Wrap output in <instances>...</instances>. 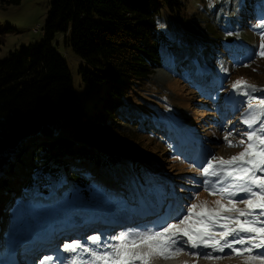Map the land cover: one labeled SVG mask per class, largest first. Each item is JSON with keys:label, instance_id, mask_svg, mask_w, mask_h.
<instances>
[{"label": "trees", "instance_id": "16d2710c", "mask_svg": "<svg viewBox=\"0 0 264 264\" xmlns=\"http://www.w3.org/2000/svg\"><path fill=\"white\" fill-rule=\"evenodd\" d=\"M0 1L12 4L20 0ZM184 5L183 0L50 2L41 39L31 50H12L7 57L0 59V197L16 181L17 165L28 174L21 188L26 190L36 186L44 193L47 192L45 188L66 179L85 188L86 176L89 175L87 164L90 163L111 174L126 161L135 170L130 171L135 182L148 184L156 178L164 180V177L155 175L156 170L151 166L144 167L133 159L137 157L133 151H139L137 146L131 152L123 146V140L109 141L101 137L103 129H113L111 123L118 119L124 120L125 125L133 121L134 124L150 125L148 130H152L154 136H164L166 141L178 133L172 127L179 125L183 118L174 116L175 112L166 104L168 97L162 98L166 91L157 88V82L150 77L151 70L148 69V65L159 57L162 43L166 42L174 54V79L181 84L192 83L193 88L201 83V75L209 76L216 84L224 83L231 75L226 85L232 86L240 69L252 67L262 57L257 40L264 36V29L257 26L264 23V0H243L239 15L244 19L248 14L247 21L251 20L247 24L249 26L235 28L228 24L225 29L231 28L227 30L222 29L220 23L227 15L214 16L212 24L216 25L215 28H211L209 23L200 28L193 23L195 14L189 19L181 13ZM224 31L229 35H223ZM59 36L80 58L78 72L82 81L94 82L101 87L98 98L107 97V103L102 104L104 109L86 112L80 104H76L70 113L72 79L66 61L55 47ZM201 37L212 40L213 44L199 48L197 41ZM229 37L233 42L227 41ZM239 38L248 46L238 41ZM196 59L207 68L200 75L191 77L188 75L191 70L194 74L200 72L195 66ZM225 65L227 71L224 70ZM127 91H132V96L136 91L138 95L142 93L157 101L151 102L153 106L130 102L131 105H142V114L145 115L130 116L124 108L127 101L122 102ZM211 93L208 98L211 106L221 114L228 113L227 96L217 88ZM164 109L169 111L164 112ZM66 116L73 118L78 140L60 134ZM186 116L190 123L196 122L190 115ZM157 121H161L162 125H157ZM171 131L172 135L168 134ZM132 141L138 142L135 136ZM159 143L168 153H176L179 149L171 140ZM26 149L29 164L23 165L20 157ZM182 157L188 166H193ZM210 161L217 160L206 159L203 154L201 167H208ZM201 167L199 170L203 172ZM203 188L208 191L204 185ZM79 195L80 199L87 196L85 191Z\"/></svg>", "mask_w": 264, "mask_h": 264}, {"label": "rangeland", "instance_id": "374dc122", "mask_svg": "<svg viewBox=\"0 0 264 264\" xmlns=\"http://www.w3.org/2000/svg\"><path fill=\"white\" fill-rule=\"evenodd\" d=\"M51 1L52 0H20L18 3L12 4H3V2L0 1V59L7 57L12 50H31L33 45L41 39L42 27L47 17ZM242 2L243 0H183L185 5L181 13H184L185 17L189 19H192V14H195L196 19H194L193 23L200 28L206 23H209L211 28H215L216 25L213 26L214 16L217 18L223 15L227 16L224 20H220L222 29L224 28V30H227L231 28L225 29L228 24H232V27L240 28L244 25L249 26L247 24L251 22V20L247 21L249 19L248 14L244 16V19L240 18L239 11ZM226 7L227 9H224ZM223 35L229 34L224 31ZM229 38H231V42H233L232 37ZM57 39L58 41L55 44L56 50L66 61L72 79L73 98L70 113L73 112V108L76 104H80L86 112L91 111V109H95L96 111L104 109L105 107L102 104L107 103V97L103 96L101 99L98 98L99 93H101V87L94 82L82 81L78 72V67L81 63L80 58L73 52L71 47L65 43L61 36ZM238 41L242 42L241 38H239ZM257 41L259 49L261 50L260 45L262 43V37H259ZM212 42V40L201 37L197 41V44L199 48H202L206 45L213 44ZM242 43L248 46L246 43ZM215 54L220 55L221 58L224 57L219 53ZM173 58L174 54L170 51L167 43L163 42L159 51V57L153 60L151 65H148V69L151 70L150 77L157 82V88L160 91H166V95L162 98L168 97L166 99V104L170 106L169 109L175 112V117L183 118L179 125L174 128L172 127V129H177L178 133L172 135L171 131L168 134L172 136L166 141V138L162 135L154 136V132L148 130L150 125L134 124V121L133 123H127V125H125L126 122L124 120L118 119L114 123H111L113 129L104 128L101 134L104 140H123V146L129 151H131L134 146H137L139 151H133L137 154V157L133 159L139 161L144 167L148 168L151 166L156 170L155 175L164 177V180L161 181L156 178L148 184L140 182L136 184L133 173H130L131 170H135H133L132 166L126 164V161H123L119 168L113 171V175L109 177L103 171H99L98 169L95 171L92 165H90V168L94 171V177L90 175L87 176L86 185L88 189L87 187H72L68 182L62 183L66 181L63 180L60 184H54L45 188V190L50 193H44L42 192V188L38 189L36 186L26 190L24 187L21 188V185L24 184L23 180L24 178L27 179L28 174L24 172L22 168H17L15 172L16 181L12 183L10 190L2 192L0 197V229H4V234H0V249L6 246V243L1 241L3 237L4 241L8 240L7 243L10 242L14 228L25 223L28 227L34 226L38 229L37 224L41 222H34L42 216L49 218L47 216L57 212H68V217L63 218L58 214L49 218V222L50 220H53V223L57 220L63 222L68 218L74 223L75 216L80 212L73 213L72 209H74L75 205L89 207L93 204L98 205L102 199L113 204L112 206L114 207H120L121 204H124L121 201L111 198L110 196L112 193L124 195L128 198L126 202L129 201L130 203H134L137 200H141L142 203H147L150 202L149 199H157L159 202L157 206L160 208L156 213L162 220H165L172 210L173 217L182 212H185L183 215H186L188 207L194 203L199 204L202 201L206 202L207 208H216L217 205L214 203L216 200H221L225 205L228 204V198L222 197L219 191L213 192L211 189L207 188L210 193L208 194V191L204 190L203 182L205 176L198 168L201 166L203 155L200 156L199 153H204L207 159L216 157L227 160L243 151L247 146L248 141L246 133L256 130L259 127L260 120H264V110L257 107L259 101L264 99V56L257 59L252 67L240 69L237 75L234 76L235 80L232 81L233 85L237 80H243L249 85H254L256 88L255 91L245 89L242 86L238 90L234 89L229 84L226 85L231 75L225 79L223 84L219 85L218 88L221 89L222 95L227 96V106L229 109L228 113H226V108H224L223 111L225 113L223 114L214 108V106H211L210 100L204 97V94L202 95L199 89L193 88L192 83H190V85L187 82V84H181L174 79L172 71ZM226 65H228V63H226ZM226 65L224 66L225 71H227ZM195 66L200 69L198 74L192 73V70L191 74L186 72L185 74L194 77L195 75H200L202 70L207 68V66L203 67L200 65V61L197 59L195 60ZM200 77L201 86L203 92H205V90L209 88L210 79L204 75ZM131 93L132 91H129L125 94L122 100V102L127 101L125 102L124 108L126 113L130 116L144 115L142 114L144 113L142 111L144 109L142 105H131V103H135L134 101L140 104L145 103L147 106H153L151 102L157 101L142 93L138 95L136 91H133V96ZM100 100H102V102H99ZM250 105L252 106L251 109L249 108ZM169 109H164L163 111L166 112L169 111ZM249 111L260 115V120H257V123L251 127L243 123L244 114ZM186 114L194 118L196 122L190 123L186 120L189 119ZM169 116L173 117V115L170 114ZM157 125L161 126L162 122L157 121ZM60 134H65V136L75 140L79 139L76 125L72 117H65ZM132 135L135 136L138 142L132 141ZM170 140L179 148L176 153H168L163 145L159 143L163 142V144H165ZM241 140H244V144H239ZM31 141L32 140H30V142ZM228 141H232L235 146H229ZM30 142L26 141L27 144ZM26 151L27 149L20 157L23 160V165L26 163L29 164V153ZM181 155H184L188 162H193V166H188ZM210 162L216 164L215 167L218 166L216 163L217 161ZM203 167L204 165L201 168L203 169ZM135 168H137V166H135ZM61 170L64 171L62 165ZM69 172L71 171H67V173ZM127 172H129V174ZM258 174L264 175V173L259 172ZM123 179L132 195L130 193L124 194L126 191H123L121 188L116 190V183L122 182ZM210 179L214 182L216 180V178ZM156 181L157 184H154ZM19 182L20 185L18 184ZM228 182L230 183L231 181L229 180ZM151 183L154 185L148 187ZM143 184L144 187H139ZM222 186H225V181H220L216 184L217 189ZM82 191H85L87 196L84 197L83 200H78V194H81ZM17 196H20L21 200L12 208L11 205L15 203ZM68 196H71L72 201H76L74 204L68 205L71 209L59 210L61 204H57L58 202H56L54 206L51 205L57 198H65L63 199V203L68 201ZM238 196L247 198L244 194H238ZM170 197L176 202L175 209L168 206L166 207V202ZM37 200L43 201L46 204H36L35 201ZM20 202H22L21 205H19ZM236 203L237 207H245L244 204L238 201ZM163 205L165 209L161 208ZM14 207L16 208L14 209ZM138 208L140 210L145 209L143 206H139ZM255 211L258 213L260 210L257 209ZM18 212H20L19 215H17ZM95 212H100V210ZM105 214H108V212H105ZM177 222L178 221H173V223ZM45 223L46 222H42L43 225ZM24 229L25 228L22 227V230ZM185 239L187 238L185 237ZM192 251L196 250H191V253ZM199 251L206 252L207 250L200 249ZM254 252L252 253L253 255ZM181 253L182 255L177 261L164 260V258H159V256L155 255V258L151 256L148 259L147 264H176L177 262L186 264V260L189 261L187 264H264L262 258L246 261L248 253L236 255L231 253V250L228 249H226L224 254H218L221 255L220 259H208L205 258L204 255H192L191 253L185 254V250Z\"/></svg>", "mask_w": 264, "mask_h": 264}, {"label": "snow or ice", "instance_id": "6c2138e0", "mask_svg": "<svg viewBox=\"0 0 264 264\" xmlns=\"http://www.w3.org/2000/svg\"><path fill=\"white\" fill-rule=\"evenodd\" d=\"M257 27L264 29V23ZM260 48V55L264 56V36ZM241 86L256 90L254 85L243 80H237L232 85L238 90ZM257 107L264 110V99L259 101ZM257 120H260V115L255 112L244 114L243 123L249 127L256 124ZM258 133H264V120H260L256 130L246 133L248 143L243 151L227 160L213 157L218 166L214 167L209 162L208 167L203 169L206 177L204 186L227 197V205L221 200L214 202L216 208H207L203 201L194 203L187 208L183 218L171 217L177 219V223H167L166 227L161 225L159 231L121 234L114 238L118 243L106 246L108 250L102 254L92 251L87 264H147L152 255L167 258L173 251H182L181 246L185 244L190 250H196L192 251V255H204L208 259H220L221 255L218 254H224L226 249L236 255L248 253L246 261L264 258V175L258 174L264 173V134ZM228 143L229 146H235L232 141ZM239 144H244V140L239 141ZM210 178H216L215 182ZM220 181H225V186L217 189L216 184ZM238 194H244L247 198ZM237 201L245 207H237ZM257 209L260 210L258 213L255 211ZM89 239L95 243L100 237L93 235ZM141 244L145 246L143 251L140 250ZM64 248L73 253L78 249L89 251L76 242L67 243ZM200 249L207 251L202 252ZM254 250L261 251L253 255ZM48 259L42 260L41 264H46ZM71 264H77V260L74 258Z\"/></svg>", "mask_w": 264, "mask_h": 264}, {"label": "bare ground", "instance_id": "6f19581e", "mask_svg": "<svg viewBox=\"0 0 264 264\" xmlns=\"http://www.w3.org/2000/svg\"><path fill=\"white\" fill-rule=\"evenodd\" d=\"M162 73V72H161ZM164 209V208H163ZM159 210V209H158ZM88 217H90V215H77L76 216V219H77V221L78 222H83V221H85ZM92 217H96V215H92ZM1 233H4V230H1ZM4 240V237H3V239L1 240V241H3ZM155 256V255H154ZM153 256V257H154ZM157 256V255H156ZM164 260H169V259H164ZM71 264V263H70Z\"/></svg>", "mask_w": 264, "mask_h": 264}, {"label": "water", "instance_id": "95a60500", "mask_svg": "<svg viewBox=\"0 0 264 264\" xmlns=\"http://www.w3.org/2000/svg\"><path fill=\"white\" fill-rule=\"evenodd\" d=\"M227 40L229 41V40H230V38H227Z\"/></svg>", "mask_w": 264, "mask_h": 264}]
</instances>
